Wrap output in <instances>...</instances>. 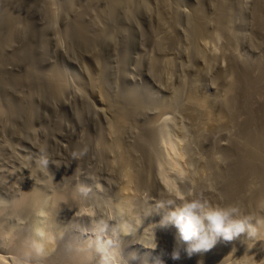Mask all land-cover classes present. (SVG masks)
Listing matches in <instances>:
<instances>
[{"label": "bare ground", "instance_id": "1", "mask_svg": "<svg viewBox=\"0 0 264 264\" xmlns=\"http://www.w3.org/2000/svg\"><path fill=\"white\" fill-rule=\"evenodd\" d=\"M77 1L80 2L81 0H64L62 3V7L66 10L73 11L71 20L68 24L66 23L63 35L71 40V43L73 42L78 49L85 51L90 50L99 38L104 37V34L107 33V30L98 29L94 25V21L85 22L86 7H90L88 10L92 7L98 9L101 13L100 17L105 12L104 14H108L110 18L118 11L120 5L132 6L135 0H88L87 3L83 0L85 8L84 5H81L80 9L77 7L78 10H74ZM244 1L248 5L243 9L244 24L242 23L241 26L244 25L246 28L244 43L251 53L248 52L250 54V56L247 55L248 58L245 55V59H242L243 56L240 57L241 59H237L240 50L236 57L233 55L234 53L232 54L228 50L231 46L229 44L234 41V32L232 33L230 29L229 21L232 9L240 11ZM151 2L154 4L153 0ZM155 2V14H152L154 15V24L150 25L149 44L151 52L149 51L147 54L148 59L146 60L147 73L160 83L164 81L162 84L170 93L165 95L166 103L175 97L178 89L173 84L175 90L170 84L169 75L175 71V64L173 65L174 62L167 55V52L169 50L174 52L172 49L175 47L177 49L175 35V31L178 30H176L177 15L182 14L186 19V31L183 35L188 46L185 50L183 48V56L186 57L183 68L186 70L187 68L193 69L194 75L190 79L188 78L189 80L182 77L179 79V86L186 87V94L179 110L182 115L179 118L185 120L193 131L196 143L200 147L196 156L197 160H195L196 168L192 175L194 179L196 178V193L203 195L212 206H235L243 214L252 217H264V0H189L187 7L184 6L185 8L180 7L182 5L181 0H155ZM143 5L146 6L145 3ZM57 8L56 0H0V116L5 118V122L8 123V120L11 122L16 120L17 114H21L23 111L25 120L23 119L22 125L28 131L32 126L33 114H35L34 104H32L35 97L41 93H46L49 98L56 100L62 98L66 102L68 98L70 99L71 93H74L71 82L68 81L63 70L62 72L55 66H49V69L43 72L37 71L35 67L28 68L37 62V57L34 54L35 47L43 44V38H40L36 28L34 29L32 26L34 24H31L32 21L30 22V15L34 12L39 14L43 20V29L53 25ZM21 23H24L25 28L23 27V29L26 30L28 38L24 39L20 45L13 46L15 38L18 35L21 36L19 34ZM54 37L58 46L57 40L61 36L58 37L56 34ZM222 37L226 46H222L221 50H215L214 47V49L209 50V40L214 41ZM217 48H219V44ZM6 49L9 51L6 52ZM29 63H31L30 66ZM89 63H92L94 68L85 66L87 81L81 82L86 83L84 88H88L89 93L92 92L97 95L101 92L106 97L102 98L101 101L98 100L100 103L97 106L85 98L81 91L84 90L83 88L79 89L80 91L77 90V96L80 95L83 100L82 109L77 111V119L84 126L86 116L90 118L94 112H109L110 117L107 118L105 126L96 131L93 140L88 141L92 147H98L97 149L103 152L100 151V154L109 158L106 162L111 163L118 171L119 178L121 177L120 182L117 178L119 183L117 190L119 192L110 203L123 214L124 220L132 230L138 223L137 212L140 211V208L142 211L146 210V207H141L145 205H143L142 199L137 196L136 190L146 189L158 195H167L165 189L175 187L174 180L176 177L177 179L178 177L185 178L188 175V167L191 165L188 162L186 146L183 145L186 138H183L181 131L179 132L182 125L178 126L171 118H162L163 107L161 109V106H153L148 102L150 101L148 98V101L144 100L152 109L151 118L143 120L145 112L149 110H145L148 105L143 107L145 101L136 98L135 95L138 93L134 94L135 91L134 97L127 94L129 91L126 94L124 92L126 97H129L128 100L132 99V104H128L132 106L131 109L129 107V111L125 110L128 105L124 107V104H127V99L122 100L123 93L121 96V93H118L119 95L113 94L115 99H108L112 94L106 91L104 66L100 63L98 55L92 57ZM10 65L14 66L17 72L11 70ZM212 65H217L215 69L212 67L213 71H211ZM89 66L91 65L89 64ZM204 76L212 83L214 92L206 93L202 90L199 79ZM179 90L177 91L179 92ZM181 94L179 93V95ZM115 100L118 102L121 100V103H116ZM122 102L123 105H120ZM180 102L177 101V103ZM17 117L19 118V116ZM179 118L176 119L179 120ZM6 119L8 120L6 121ZM132 119H138V122H129ZM158 121L160 124L156 133L154 124ZM187 125L185 124L186 127ZM234 129L237 131V135L232 137L229 134L232 133L231 131L234 132ZM186 130L188 129L186 128ZM189 132L191 133L190 130ZM74 139H71L70 145L73 153H77L75 160L80 163L81 158L85 155V153L82 155L80 153L86 146L82 145V141ZM153 144L157 146L156 150L155 148L150 149ZM37 191L34 189L27 190L23 194L24 196L18 199L19 202L17 204L15 202L17 207L13 206L18 212L29 208L36 210V220L28 237L25 236L26 234H12L11 230H5L0 225V264H20V257L30 259L31 264H96L97 257L89 248L88 239L79 241L77 249L73 246L68 248L70 242L64 245H68L69 251L64 250L67 248L62 246L63 250L68 253L65 252L64 254L63 250L59 249L58 252L54 253L55 255L52 254V258H40V254L42 255L43 252L46 253V251L54 248V240L49 242L48 237L54 235L52 234L54 229L51 225H55L56 221L53 223V216H57L58 208L62 203L64 205L66 201V206L68 203L72 204L71 206L68 204L67 207H77L79 209L77 215L80 213L81 216L87 218V214L85 208L80 206L79 186L73 187L72 190L69 189V193H66V190L62 192L53 190L54 193L49 197L50 204H47L48 206L45 197ZM17 210L14 209L13 211ZM55 211H57L56 214ZM70 211L75 210L72 208L69 212L63 211V215L70 213ZM41 212L43 215H40ZM60 212L62 213V211ZM52 214L55 215L52 216ZM60 214L59 216L62 215ZM159 219L161 221L162 217ZM150 220H147L144 228L139 230L135 236L139 246L137 247L144 253L141 252V255L136 256L137 258L130 256L131 264H264V236L249 239L245 233L233 241H224L221 238L213 249L189 255L188 245L180 240L175 226L170 225L163 228L159 226L160 221L152 222L153 220ZM38 230L45 232L43 238L37 235ZM33 241L42 245L43 251L41 253H36L35 249L32 248ZM137 242L135 243L137 244ZM51 252L53 251L48 253ZM174 252L179 253V259H173ZM43 258H45L44 255Z\"/></svg>", "mask_w": 264, "mask_h": 264}, {"label": "rangeland", "instance_id": "2", "mask_svg": "<svg viewBox=\"0 0 264 264\" xmlns=\"http://www.w3.org/2000/svg\"><path fill=\"white\" fill-rule=\"evenodd\" d=\"M63 1L64 0H56L58 11L56 13L53 25H51L50 27L46 26L45 28L42 29L43 20L39 16V14L37 15V12H34V14L32 13L30 15L31 20L30 19L29 20L30 22L32 21L31 24H34L32 26L34 29L36 28L35 30L40 36V38L41 37L43 38L42 41L43 44L42 46L38 45L37 47H35L34 54L37 57V62L35 63V65L33 66L31 65V63H29V66L30 65L31 66L28 67L27 65V67L29 69L35 67L36 70L40 72L48 70L49 66L50 67L55 66L56 68L61 69V71L63 70L64 72L63 71L62 72L66 73L65 75L68 81L71 82L73 88L72 92L74 93H71L70 99L68 98L66 102L65 100H62V98L61 100L49 98L46 95V93H41L40 95L35 97L32 102V104H34L33 109L35 114H33L34 116L32 117L33 119L31 120L32 126H30L29 131L25 130V128H23L22 125L24 123L23 119L25 120L24 118L25 113L23 111L21 112V114L19 113L20 115L17 114L19 118L16 116L17 119L12 122L6 119V121L8 120L7 121L8 123L5 122V118L0 116V209H1L0 225H2L5 230L6 229L11 230L12 234H22V235L26 234L25 236L27 237L32 232L31 228H33L34 222L36 220L35 216H37L36 210L29 208V209H25V211L18 212V210L15 208L17 207L16 204L19 202L18 199L22 198L24 196L23 194L27 192V190L29 189H34L36 191L38 190L37 192H39L41 195H43V197H45L47 201L46 205L47 204L49 205L50 204L49 197L52 196V193H54V191L62 192L63 190H66L65 192L67 193L69 189L72 190L73 187L76 186L80 187V194H79L80 206L82 208H85L84 210L85 213L87 214V218L81 216L80 213L78 215L76 214L78 213L77 211H79L77 207L74 206L67 207L69 203L67 202L68 204L66 206L65 204L66 201L64 205L62 203V205L58 208L59 212L62 211V213L60 212L62 215L58 212L56 216L55 214L57 213V211L54 212L55 214H52V216L55 215V217L53 216V223L54 221H56L55 224L56 226L54 224L51 225V227L53 226L52 229H54L53 231L54 233L52 232V234H54L53 237H54L55 245L53 250L51 249L50 251L53 252L48 253L50 251H46V253L48 254L43 252L42 255L40 254L41 257L39 256L41 259H46V258L48 259L49 257L52 258L57 250L59 249L63 250V248L64 247L67 248L68 245H69L68 248L73 246V248L75 247L77 249V246L79 245V241H81L82 239L83 240L90 239L91 237L90 229L92 226V220L99 219L102 217L108 220L109 223H111L116 219V215L120 213L118 208L113 206L110 202L119 192L117 189L119 188L118 182H120L121 177L119 178V173L116 170V168H114L111 163L110 165L108 162H106L109 158L103 156V154H100L102 151L100 150L101 151L100 152L97 149L98 147L97 148L92 147V145H90L91 143L88 141V140H93L96 136L97 133L96 131L102 129L105 126L107 118L110 117L109 112L108 113L94 112L92 115L93 117L91 116L90 118L86 116L84 120V126L80 124L77 119V113L82 109L81 104L83 103V100L80 97V95L77 96V92L80 91L79 89L81 88L84 89L81 91L84 93L85 98L88 99L90 102H92L93 105L98 106V104L100 103L99 101H101L102 98L106 97L103 96L101 92H99V94L97 93V95H99L97 96L94 95L92 92L89 93L90 90L88 88L86 89L84 88V86H86L85 85L86 83L84 84L83 82L87 81V75L85 73L86 67L88 66V68H94L92 67V63H89V60H91L92 57L98 55L100 63L103 64L102 66H104V79H105V83L107 84V85L105 84L106 91L107 93H110L113 96V97L111 96L112 98L108 97V99H113V98L115 99L113 94L121 93L120 94L121 96L122 93L124 94L125 92L126 94V92L129 91L130 93L128 92L127 94L130 95V97H134V94L138 93L135 95L136 98L140 100H144V99L147 100L148 98V100L150 101L148 100L147 101L153 104V106H159V107L161 106L160 107L161 109L163 107L164 112L162 118H166V117L171 118V120L177 123L178 126L182 125L180 128L183 129L184 127L183 130L179 128V132L181 131L180 133L184 136L183 138H186L184 139L185 144L183 143V145L184 147L186 146L185 149L187 151L188 162L189 165H191V167L190 166L188 167V175H187L188 177L187 176L185 178L178 177V179L176 177L174 180L175 187L165 189L167 195L170 190L176 188L177 186L189 185L195 188L196 178L194 179L192 175H193V171L196 168L195 160H197L196 156L200 148L198 147L199 146L198 143H196L193 131L187 125L185 120L179 118L180 115H182L180 114L181 112L179 110L181 108L182 100L186 94L185 93L186 87L179 86L180 83L179 79H181L182 77L189 80L191 76L194 75L193 73L194 71H192L193 69L191 70L190 68H187L186 70L185 68H183L185 64L184 62H186L185 61L186 57H184L185 55L183 56V51L188 46L187 40L183 35L186 31V22H185L186 19L184 18V16H182V14L177 15L178 17H177L176 30L177 29L178 30L175 31L176 33L175 35L177 39V49L175 47V49H172L174 50V52H172L171 50L167 52L168 53L167 55H169V57H171L172 61L174 62L173 65L175 64L174 66L175 71H173L169 75L170 84L172 85V87L175 85L174 87H177L178 88L177 90L179 89L180 90L178 92L176 88L173 87L176 90L175 97L171 101L168 100V102L166 103L165 102L167 101L166 96L170 93H168V90L166 91L164 87L165 85H163L164 81L160 83L155 79L151 78L147 73L146 60L148 59L147 54L149 53V51L151 52V48H150L151 46L149 44L151 37L150 25L154 24L153 21L154 15L152 14L153 13L155 14V9H156L155 8L156 5H154L156 4L155 0H153L154 4L153 2H151L152 0L151 1L135 0L132 6L131 5L126 6V4H124V6L120 5L121 7L117 9L118 11H116L114 16L113 15H112L113 17L110 16L111 19L109 18L108 14H104L105 12L100 17L101 13L98 9L96 10L94 7H92V9L88 10L90 7H86L87 9H85V13H84V16L86 18L85 22L88 23V20L89 21L92 20L91 22L94 21V25H96L98 29L102 28L101 30H107V33L104 34L105 36L103 35L104 37H100L101 39L99 38L96 44L92 46L93 48L92 47L90 48L91 51L89 49L85 51L78 49L73 42L71 43V40H69L67 37L63 35V31L66 26V23L67 24L69 23L73 15V11H69L68 9L66 10V8L62 7ZM81 1L80 2L77 1L78 3L76 2L78 5L75 4L74 10H78V8L80 9V6L84 5L85 2L87 3L88 0H85L84 4H83V0ZM185 1L181 0L182 5H180V7L181 6L182 8L187 7L189 0H185ZM144 3L146 6L143 5ZM247 5L248 4L244 1L241 5V9H239L240 11L236 9H232L230 21H229L230 29L232 33L234 32L233 33L234 41L229 44L231 45L230 47L229 46L227 47L230 48V49L228 48L229 52L231 51L232 54L234 53L233 55L235 57L237 56V53H239L238 51L240 50L239 55L236 57L237 59H241L240 57L242 56H243L242 59H245L247 55L250 56V54L248 53L250 51H248L247 47L245 46L246 43H244L246 39V37H244L246 35V31H245L246 28L244 27V25L241 26L242 23L244 24L243 9H245ZM86 10H88V12H86ZM239 13L242 14L240 15ZM20 26L21 27L19 29V34H21V36L18 35L19 37L17 36V38H15L16 40L13 41L14 44L13 46L20 45L24 41V39L28 38L26 30L23 29L24 23H21ZM56 34L58 35V37L59 36L62 37V38L59 37V40H57L58 46L55 42V37H54ZM235 37H237L236 38L237 40L235 39ZM223 39L224 38L222 37L217 40L215 39L214 41L209 40L210 42L209 50L214 48L215 50H221L223 47H225L226 46L224 45L225 40ZM211 41L213 42L214 46L212 45ZM218 44H219V48H217ZM8 51L9 50L6 49V52ZM93 53L96 55H94ZM248 56L246 58H248ZM89 64L91 66H89ZM215 66L217 65L211 66V71H213V68L214 69L216 68ZM9 67L11 68V70L13 69L14 71L16 69L14 66L11 65ZM183 70L184 72L186 71V73L182 72ZM78 78L80 79L78 80ZM199 80H200L201 88L204 92L206 93L214 92L215 89L207 77L205 76L200 77ZM81 83L83 85L82 87H81ZM147 93L148 95H146ZM179 93L182 94L179 95ZM125 94H124L125 97L122 96L123 97L122 100L129 98L126 97L127 95ZM141 95L142 97L140 98ZM176 95L179 98L178 100ZM127 100H126L127 104H124V107L129 103L132 104V99L131 100L129 99L128 101ZM110 101L112 102L113 100ZM115 101L116 103L119 102L121 103V100L119 102L117 100ZM177 101H181V102L177 103ZM123 102L120 105H123ZM131 104L125 107L127 108L125 109L126 111H129L132 108ZM143 104H145L143 105V107H145L146 104L148 105L146 101L143 102ZM169 104L171 105L170 107ZM171 107H173L174 109ZM148 109L150 110V112ZM145 110L148 111L147 112L144 111L145 117L143 118V120H147L148 118L150 119L152 109L149 108L148 105ZM147 113L150 115H148ZM176 118H179V120ZM132 121L133 123L135 121L138 122V119L129 120V122ZM7 124L10 126H8ZM159 124L160 121L154 124V130L156 133L158 131L157 129L159 128ZM185 124L187 125V127L185 126ZM81 125L83 128L81 127ZM155 126H157V128H155ZM186 128L188 130H186ZM189 130L191 131V133L190 132L188 133ZM231 132L232 133L229 134L230 136L234 137L235 134L237 135V131L235 129L234 132L233 131ZM73 138H75L74 140L76 141L77 139L80 140V142L82 141L83 142L82 145H84V147L86 146L85 148H87V153H85L83 158H81L82 160L80 161V163H78L77 160H75L76 156L73 155L72 147L70 145V141L71 139L73 140ZM153 148H155L156 150L157 146L153 144V146H151L150 149ZM89 150L91 151L89 152ZM45 159L48 161L47 165L41 163V160H45ZM107 165L109 167L110 166L112 167L109 168ZM117 178L119 181L117 180ZM47 180H49L48 182L50 184L47 182ZM181 181L183 182V185H181L180 183ZM45 182L48 184V186L50 185L52 187L50 186L48 187ZM136 194L139 198L142 199L141 201L144 202L143 205L145 206H141V207L142 208L146 207L145 208L146 210L142 211V209L140 208V211H138L136 214V219L138 221L137 226L135 228H132V230L131 228H129V232H130L129 235H122L120 237L122 255L124 259L127 261V264L132 263L129 261L130 256L136 257L137 255H141V252L144 253V251L138 248L139 246H138V242L135 240V236L139 230L141 231L144 228V225L147 223V220L151 219L150 221L153 220L152 222L160 221L159 217L161 218L164 213H162L163 211H161L160 213H156V205L161 200L167 198V195L164 194L158 195L146 189L145 190L138 189L136 190ZM213 207H215V205H213ZM70 208L71 209L74 208L76 212L70 211V213H65V215H63L64 214L63 211L69 212V210H71ZM14 209L17 211H13ZM59 214L61 216H59ZM155 219L156 220L158 219V221H155ZM69 242L72 245L68 244ZM71 242H75V243H71ZM135 242H137V244ZM66 244L68 245L64 246ZM68 248L67 249L64 248V250L67 251ZM64 250L62 252L65 254L66 251ZM43 255L45 256V258H43ZM134 263L136 262L134 261Z\"/></svg>", "mask_w": 264, "mask_h": 264}, {"label": "clouds", "instance_id": "3", "mask_svg": "<svg viewBox=\"0 0 264 264\" xmlns=\"http://www.w3.org/2000/svg\"><path fill=\"white\" fill-rule=\"evenodd\" d=\"M86 152L87 148L80 154ZM41 163L47 165L48 161L41 160ZM180 183L183 185L182 181ZM161 211L164 214L159 226H175L180 240L188 245L189 255L213 249L221 238L233 241L245 233L249 239L264 236V217L243 214L235 206L213 207L189 185L170 190L167 198L156 205V213ZM113 222L109 223L102 217L92 220L89 248L97 257L96 264H127L122 255L120 237L130 234L129 225L122 213H118ZM37 235L43 238L45 232L38 230ZM48 239L51 242L54 237L49 236ZM31 246L38 254L43 251L42 245L36 241ZM173 259H179L178 252L173 253ZM20 264H31V260L20 257Z\"/></svg>", "mask_w": 264, "mask_h": 264}]
</instances>
